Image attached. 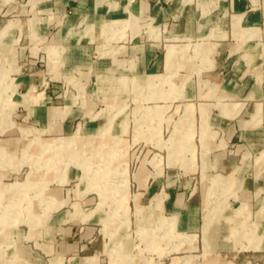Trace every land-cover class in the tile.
Returning <instances> with one entry per match:
<instances>
[{"label":"crops","instance_id":"1","mask_svg":"<svg viewBox=\"0 0 264 264\" xmlns=\"http://www.w3.org/2000/svg\"><path fill=\"white\" fill-rule=\"evenodd\" d=\"M31 2L32 10H43L42 22L34 17L29 22ZM3 10L14 12L0 16V132H10L13 125L17 131L29 128L14 123L11 116L24 117L45 132L58 134L50 137L70 135L76 128L94 131L110 115L101 112L94 117L84 105L72 103L75 86H80L83 102H87L93 98L90 83L98 87L94 73L145 83L147 74L166 70V43L193 36L208 46L209 61L203 67L197 59L191 61L192 50L188 53L186 48L173 58L176 69H189L179 84L185 83L190 72L207 71V76L199 79L203 83V79L209 80L204 92L214 95L213 104L218 105L214 122L223 129L224 140L219 138V146L212 147L203 159L202 164L213 169L207 177L200 172L208 182L203 195L189 177L173 176L170 171L163 177L150 176L141 192H146L147 202L160 195L159 207L167 211L177 229L173 230L185 237V243L197 235V240L214 249L262 246L259 229H263L264 179L249 157L264 140V0H0V14ZM131 16L148 23L158 31V37L148 36L142 28L143 33L136 31L120 39L111 54H95L92 38L100 26L106 28L105 21ZM5 20L12 23L1 29ZM24 22L28 23L26 29ZM123 32L129 35L131 31L124 27ZM200 107L206 106L200 103ZM118 127L113 123L111 130ZM13 140L2 138L0 147L9 149L7 144ZM71 172L68 170L66 177ZM67 190L52 187L33 195L25 230L16 228L23 221L4 225L0 264L8 259V264H92L98 260L97 252L103 251L105 241L92 236V222L100 217L98 208H93L96 201L84 197L83 188L73 190V199L68 198ZM209 197L212 200L206 208ZM238 201L245 203L249 215L231 223L225 217L234 214ZM216 210L222 216L218 217ZM211 213L216 218L205 224ZM242 227L252 228L255 235L245 237L234 230ZM90 250L93 252L83 254ZM13 256L17 260L11 259ZM225 264L234 263L228 259ZM244 264L258 263L246 259Z\"/></svg>","mask_w":264,"mask_h":264},{"label":"rangeland","instance_id":"2","mask_svg":"<svg viewBox=\"0 0 264 264\" xmlns=\"http://www.w3.org/2000/svg\"><path fill=\"white\" fill-rule=\"evenodd\" d=\"M28 7L27 12L31 15L29 22L33 17L42 22L43 10H32V2ZM33 11L34 14H30ZM11 12L14 11L3 10L0 16L10 15ZM105 22L109 25L106 23V28L100 26L92 38L95 54H111L120 39L125 40L142 28L148 36L158 37V31L155 32L148 23L137 22L133 16ZM11 23L10 20L3 21L1 29ZM24 23L26 29L28 23ZM124 27L130 28L129 35L123 32ZM198 40L190 36L187 41L166 43V70L147 74L145 83L138 81L133 84L128 83L127 77L94 73L92 78L98 87L89 82L93 98L87 102H83L80 86H75L72 103L84 105L87 113L94 117L101 112L110 115L107 122L97 126L94 131L76 128L73 132L62 134L72 132L70 135L50 137L58 134L45 132L24 117L11 116L14 123L29 128L17 131L13 125L10 132H0V144L2 138L15 139L6 145L9 149L0 147V231L7 228H4L6 224L22 221L16 228H27L24 220L31 218L29 204L33 195L52 187L61 191L68 188V198L73 199V190L83 188V196L89 195L92 201L95 200L93 208L100 211L99 220L95 218L92 222V236L105 241V248L98 250V260L92 264H225L228 259L234 264H244L246 259L264 264V202L261 210L263 229H259L262 246L235 251L232 248L214 249L202 244L197 240V235L190 243H185V237L173 230V220L166 216L169 215L167 211L159 207L160 195L155 194L147 202L146 192H141L150 176L163 177L170 171L173 176L189 177L202 196L203 188L208 183L206 177L213 172L207 164L202 163L209 156L210 149L219 146L216 143L219 138L223 139V129L214 122L217 117L214 112L218 106L213 104L215 96L204 92L210 82L203 79V83L202 78L199 79L207 76V71H199L198 68V74H186L185 83L179 84L181 75L189 69H176L173 65L176 52L183 48L188 53L192 50L189 56L191 61L196 62L197 59L202 67L203 63L207 64L209 48ZM181 41L184 43L175 44ZM1 75L4 76L3 72ZM212 85L209 89L213 88ZM191 90L193 94L189 93ZM200 103L205 104L206 110L200 107ZM113 123L119 126L114 131L111 130ZM263 147L264 140L261 148L250 154L249 160L252 159L253 167L259 170L264 179ZM68 170L73 172L66 177ZM200 172H204L206 177H200ZM221 181L228 185L224 179ZM261 193L264 199V184ZM211 200L209 197L206 208H209ZM86 208L83 207V210ZM216 211L218 217L222 216L219 210ZM216 215L211 213L204 223L207 224ZM248 215L245 203L238 201L234 214L225 219L232 223L236 218L245 220ZM234 230L245 237L255 235L250 227ZM90 252L93 250L83 251V254ZM11 259L17 260L14 256ZM8 263L9 259L5 264Z\"/></svg>","mask_w":264,"mask_h":264},{"label":"bare ground","instance_id":"3","mask_svg":"<svg viewBox=\"0 0 264 264\" xmlns=\"http://www.w3.org/2000/svg\"><path fill=\"white\" fill-rule=\"evenodd\" d=\"M118 243V242H117ZM118 245V244H117ZM119 245H121V244H119Z\"/></svg>","mask_w":264,"mask_h":264}]
</instances>
